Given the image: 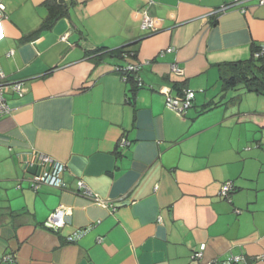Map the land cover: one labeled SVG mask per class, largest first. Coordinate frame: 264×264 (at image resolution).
Masks as SVG:
<instances>
[{"label":"crops","instance_id":"1","mask_svg":"<svg viewBox=\"0 0 264 264\" xmlns=\"http://www.w3.org/2000/svg\"><path fill=\"white\" fill-rule=\"evenodd\" d=\"M47 2L0 0V72L24 84L0 119V264H201L202 245L206 263L264 264V100L246 102L264 96L223 78L264 46V6L62 0L51 19ZM129 65L142 86L118 71ZM179 88L195 93L182 116L166 107ZM41 157L66 167L63 190L31 188ZM61 206L66 227L47 231Z\"/></svg>","mask_w":264,"mask_h":264},{"label":"built area","instance_id":"2","mask_svg":"<svg viewBox=\"0 0 264 264\" xmlns=\"http://www.w3.org/2000/svg\"><path fill=\"white\" fill-rule=\"evenodd\" d=\"M249 0H234L232 4L224 5L219 9L214 10L211 15L216 16L223 13H227L230 10L239 9L242 13H246V8L241 7L242 3H245ZM259 6H264V0H255ZM1 11L3 7H0ZM143 31L154 32L156 31L155 23L150 18H145L142 24ZM65 38H63L64 40ZM264 57V46H262L261 53L257 54L256 57ZM141 67L136 65H129L126 68H119L118 71L122 73V76L125 81H128L130 76H134L137 79L139 86H142L141 82L138 80V72ZM172 70L181 73L179 68L176 65L172 66ZM11 87L12 91L19 95L23 96L24 94V84L23 83H10L6 80V77L3 73L0 72V119L10 113V107L7 104L5 98V91L7 88ZM195 99V93L189 89H184L182 93L178 95L168 94L166 96V107L175 112L178 115H185L193 106V101ZM33 165V164H32ZM38 165H40L42 171L41 173L34 175L31 179V188L38 192L43 187H51L55 189L63 190L66 187L64 177L67 173L66 167L50 157H41ZM78 189L81 191V195L90 199L93 203L101 206L104 209H109L113 212H116L118 209L117 203H109L108 201L102 200L98 195H94L89 191L85 186V183L79 182ZM233 185L232 183H227L223 185L220 196L224 199H229L230 194L232 193ZM72 215V210L65 206L58 207L50 215L48 220L44 223V228L47 231L59 232L67 225V218ZM206 245H202L200 249L192 255L193 262H199L201 264H219L216 262H203L204 254L206 251ZM5 261L13 262V259L10 257H5ZM220 264H248V261L243 256H231L226 259L223 263Z\"/></svg>","mask_w":264,"mask_h":264},{"label":"trees","instance_id":"3","mask_svg":"<svg viewBox=\"0 0 264 264\" xmlns=\"http://www.w3.org/2000/svg\"><path fill=\"white\" fill-rule=\"evenodd\" d=\"M61 2L62 0H48L47 5L50 8L51 19L55 17L54 15L56 13L65 9L64 5H61ZM56 18L58 17L56 16ZM122 51L121 49L119 52ZM261 51L262 46H255L253 57L250 60L229 65L232 75L230 77H223L228 87L235 88L238 85H245L249 92L264 96V57H256ZM104 52L105 54L114 53V51H106V49L96 50V53ZM129 82H134L136 84L137 79L134 76H130ZM183 90L184 89L179 88L176 91L182 93Z\"/></svg>","mask_w":264,"mask_h":264},{"label":"rangeland","instance_id":"4","mask_svg":"<svg viewBox=\"0 0 264 264\" xmlns=\"http://www.w3.org/2000/svg\"><path fill=\"white\" fill-rule=\"evenodd\" d=\"M256 98H257V99H262V100H264V98H261V97L253 96V95H252V96H249L248 100L246 99V100H247V101H246L247 104L250 103L251 105H253V100H255ZM246 102H244V105H245Z\"/></svg>","mask_w":264,"mask_h":264}]
</instances>
